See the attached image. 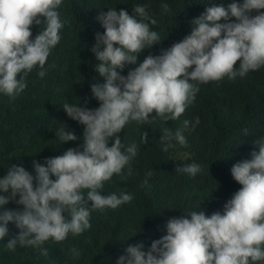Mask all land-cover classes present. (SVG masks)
Returning a JSON list of instances; mask_svg holds the SVG:
<instances>
[{
    "label": "clouds",
    "instance_id": "1",
    "mask_svg": "<svg viewBox=\"0 0 264 264\" xmlns=\"http://www.w3.org/2000/svg\"><path fill=\"white\" fill-rule=\"evenodd\" d=\"M61 4L62 0H0V93L13 98L23 93L27 76L36 68L41 78L46 75V62L64 26L57 11ZM161 7L170 11L167 3ZM261 10L264 0L208 7L191 21L194 27L182 41L160 55H148L127 76L122 75L125 67L136 64L145 49L161 41L151 28L157 21L147 5H134L132 14L123 9L101 11L97 20L104 32L96 33L92 51L100 61L95 70L105 82L91 85L100 106L62 105L71 119L84 126L82 150L69 148L43 164L34 160L35 174L11 165L0 178V192H10L0 195V239L9 234L10 223L20 230L7 249L31 247L47 256L43 246L49 240L62 242L69 233L80 235L90 229L91 211L131 202L133 196L126 192L101 195L104 182L114 175L124 181L133 172L137 144L123 143L121 131L130 122H150L153 111L163 121L176 120L195 101L199 84L224 77L234 80L264 67ZM42 24L32 39L31 27ZM188 124L184 121L185 127ZM162 131L165 152L176 146L174 141L186 145L181 130ZM56 135L62 143L78 140L66 124ZM147 139L145 131L142 142L146 144ZM255 144L259 150L251 153V159L231 168L242 187L227 201L223 214L208 217L203 211H190L171 218L166 235L153 241L147 251L142 242L128 246L127 255L120 256L117 264H255L264 260V141ZM176 171L195 177L202 169L192 163L177 166ZM151 175L147 173L141 187L148 186ZM10 202L23 209L7 208ZM72 255L76 259L80 253L74 249Z\"/></svg>",
    "mask_w": 264,
    "mask_h": 264
},
{
    "label": "trees",
    "instance_id": "2",
    "mask_svg": "<svg viewBox=\"0 0 264 264\" xmlns=\"http://www.w3.org/2000/svg\"><path fill=\"white\" fill-rule=\"evenodd\" d=\"M233 2L243 0H62L57 11L64 26L59 33L61 40L46 62V75L41 78L40 69L36 68L27 76L23 93L15 98L0 93V178L7 175L11 165L35 174L34 160L43 164L46 158L63 155L69 148L82 150L84 126L71 119L62 105L80 103L83 107L87 102L92 109L100 106L93 98L91 85L105 82L95 70L100 61L92 51L96 33L104 32L97 20L101 11L123 9L132 14L134 5H147L157 21L151 28L158 32L161 41L145 49L136 64L125 67L122 75L127 76L148 55H160L182 41L194 27L191 21L208 7L227 8ZM164 3L170 11L164 12ZM43 27H31L32 39ZM198 87L195 101L178 119L163 121L153 111L150 122H130L119 134L126 145L137 144L133 172L124 181L114 175L104 182L101 195L126 192L133 196L131 202L116 209L91 211L90 229L80 235L69 233L62 242L49 240L43 246L48 250L47 256L31 247L18 246L16 251H9L6 245L20 231L10 223L9 234L0 239V264H117L120 256L127 255L128 246L142 242L147 251L153 241L166 235V224L171 218H180L190 211H203L208 217L216 212L223 214L227 201L242 187L232 177L231 168L251 159V153L259 150L255 141H264V67L244 77H224ZM184 121H189L187 127ZM63 123L78 140H59L56 131L64 127ZM164 128L173 133L182 131L187 141L183 146L187 150L185 157L180 156V144L175 141L174 148L163 150ZM145 131L146 144L142 142ZM192 163L202 169L195 177L177 173V166ZM150 171L148 186L141 187ZM6 207L23 209L15 202ZM74 249L79 251V258H73ZM255 264H264V260Z\"/></svg>",
    "mask_w": 264,
    "mask_h": 264
},
{
    "label": "rangeland",
    "instance_id": "3",
    "mask_svg": "<svg viewBox=\"0 0 264 264\" xmlns=\"http://www.w3.org/2000/svg\"><path fill=\"white\" fill-rule=\"evenodd\" d=\"M179 149H180V152H179L180 156L185 157L187 154V150L185 149V147L180 145Z\"/></svg>",
    "mask_w": 264,
    "mask_h": 264
}]
</instances>
